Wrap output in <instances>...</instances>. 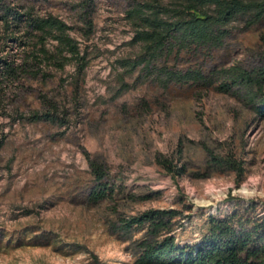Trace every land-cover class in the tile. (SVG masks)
Segmentation results:
<instances>
[{
	"label": "rangeland",
	"instance_id": "374dc122",
	"mask_svg": "<svg viewBox=\"0 0 264 264\" xmlns=\"http://www.w3.org/2000/svg\"><path fill=\"white\" fill-rule=\"evenodd\" d=\"M151 1L0 0V264H134L142 235L117 232L120 218L183 201L211 214L255 201L264 214V103L219 89L224 70L264 68V19L238 17L208 47L155 53L134 40L139 23L128 16ZM6 6L63 21L85 65L9 75L39 35L29 16L7 28ZM45 45L55 52L58 41ZM89 156L107 166L106 198L92 197ZM159 158L185 173H168ZM212 158H234L245 175L208 169Z\"/></svg>",
	"mask_w": 264,
	"mask_h": 264
},
{
	"label": "trees",
	"instance_id": "16d2710c",
	"mask_svg": "<svg viewBox=\"0 0 264 264\" xmlns=\"http://www.w3.org/2000/svg\"><path fill=\"white\" fill-rule=\"evenodd\" d=\"M2 13L1 19L7 28L18 29L23 18L29 16L26 22L29 32L39 35L35 37L33 55L28 61L16 68L8 64L12 77L18 71H30L42 63L55 65L58 69H64L70 61L81 67L85 65L86 57L68 36L70 28L63 21L25 15L8 6ZM246 15L258 21L264 19V0H181L170 7L163 6L160 0H153L138 4L128 13L131 20L139 23L134 40L143 42L155 53L173 51L177 47H208L223 39L228 24ZM49 38L58 41L55 52L46 48ZM143 63L140 59L124 64L134 69ZM167 75L184 79V75L174 72ZM222 76L225 78L219 88L222 92H230L234 87L243 88L252 103H264V68L247 71L236 66L224 70ZM256 111L264 113L262 109ZM33 117L38 119L40 115ZM89 158L98 184L92 197L106 198L111 191L107 166L97 157ZM158 163L176 177L186 171L166 158H159ZM208 169L236 172L240 178L246 171L244 164L234 158H212ZM232 199L235 200L233 196ZM257 207L255 201L246 204L238 200L232 212L211 214L204 209L193 211V206L183 201L182 208H151L121 217L115 227L117 232L125 235L141 233L135 245L134 264H264V214L258 213Z\"/></svg>",
	"mask_w": 264,
	"mask_h": 264
}]
</instances>
